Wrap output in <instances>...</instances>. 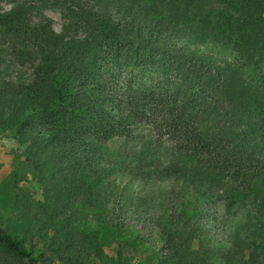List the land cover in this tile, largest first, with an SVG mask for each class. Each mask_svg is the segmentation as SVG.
<instances>
[{
	"label": "trees",
	"instance_id": "16d2710c",
	"mask_svg": "<svg viewBox=\"0 0 264 264\" xmlns=\"http://www.w3.org/2000/svg\"><path fill=\"white\" fill-rule=\"evenodd\" d=\"M1 1L32 77L0 80V129L44 220L0 219V264H103L107 231L151 243L144 264H264V0Z\"/></svg>",
	"mask_w": 264,
	"mask_h": 264
},
{
	"label": "rangeland",
	"instance_id": "374dc122",
	"mask_svg": "<svg viewBox=\"0 0 264 264\" xmlns=\"http://www.w3.org/2000/svg\"><path fill=\"white\" fill-rule=\"evenodd\" d=\"M1 6L10 8L8 0L1 1ZM47 15L52 19L57 31L62 30L63 18L57 10H47ZM32 77V68L21 66L13 60L9 49L0 41V80L10 79L28 82ZM146 144H154V150L160 154L166 152L170 145L166 135L159 136L149 132L145 137ZM125 143V148L138 151L143 148L142 139L134 138L129 141L118 139ZM146 146V145H145ZM25 146L22 145L12 132L0 129V219L10 232H21L25 227L43 225V216L39 202L43 199V186L38 182V176L31 163L23 155ZM139 186L138 183H135ZM88 215L80 213V222ZM129 224L142 228L143 224L138 220H128ZM44 229V228H43ZM49 228H45L46 241L50 235ZM149 237V233H145ZM105 245L102 251L103 264H144L150 253L151 243L138 240V235H120L107 231L105 233Z\"/></svg>",
	"mask_w": 264,
	"mask_h": 264
}]
</instances>
